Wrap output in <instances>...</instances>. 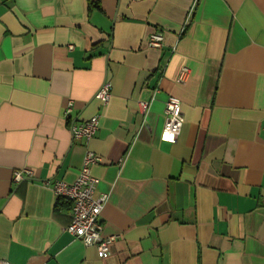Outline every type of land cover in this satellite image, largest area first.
<instances>
[{
    "label": "crops",
    "instance_id": "0c3cea01",
    "mask_svg": "<svg viewBox=\"0 0 264 264\" xmlns=\"http://www.w3.org/2000/svg\"><path fill=\"white\" fill-rule=\"evenodd\" d=\"M168 96L175 142L161 140ZM68 100L77 121L101 115L87 142ZM87 150L116 236L104 257L65 231L71 202L45 183L73 182ZM21 168L33 179L14 183ZM0 260L264 264V0H0Z\"/></svg>",
    "mask_w": 264,
    "mask_h": 264
},
{
    "label": "built area",
    "instance_id": "2783aa9c",
    "mask_svg": "<svg viewBox=\"0 0 264 264\" xmlns=\"http://www.w3.org/2000/svg\"><path fill=\"white\" fill-rule=\"evenodd\" d=\"M148 47L159 49L163 45V33L160 30L151 32L146 40ZM186 68H182L178 80L183 81ZM112 82L105 78L97 88L94 98L102 106H106L111 98ZM139 107L146 112L149 101L139 100ZM73 103L68 100L63 110V117L67 121V127L73 140H90L99 127L100 113H96L86 120L77 121L73 115ZM164 123L161 130V140L175 142L181 131L184 117L181 111V102L175 96H168L164 105ZM100 161V157L94 152L87 150L83 156L79 173L71 182L62 180L45 181L49 184L57 197L71 202L70 221L65 231L75 238L80 239L85 246H94L99 256L107 254L109 245L115 240L114 235H103L100 212L106 201V194H95L97 178L91 174L93 165ZM33 179V171L29 168L13 170L12 181L20 183ZM0 264H10L0 260Z\"/></svg>",
    "mask_w": 264,
    "mask_h": 264
},
{
    "label": "trees",
    "instance_id": "16d2710c",
    "mask_svg": "<svg viewBox=\"0 0 264 264\" xmlns=\"http://www.w3.org/2000/svg\"><path fill=\"white\" fill-rule=\"evenodd\" d=\"M89 4L91 5V2H89ZM60 199H63V198H60V197H59V200H60Z\"/></svg>",
    "mask_w": 264,
    "mask_h": 264
}]
</instances>
